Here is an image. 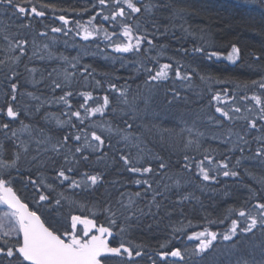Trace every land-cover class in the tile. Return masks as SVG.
I'll return each mask as SVG.
<instances>
[{
    "label": "trees",
    "instance_id": "trees-1",
    "mask_svg": "<svg viewBox=\"0 0 264 264\" xmlns=\"http://www.w3.org/2000/svg\"><path fill=\"white\" fill-rule=\"evenodd\" d=\"M134 2L140 6L148 0ZM178 2L181 5H195L202 10L195 11L189 8L181 20L178 17L166 19L168 13L163 8L155 10L152 15L145 14L142 9L141 13L132 14L133 19L123 21L133 28L134 35L145 37L140 44V51L116 52L104 39V32L100 31L98 35L90 38L87 44L89 45L87 50L93 53L74 59L75 69L72 74H68L70 84L64 74L63 78L58 80L62 88L49 87L47 96L44 89L42 90L44 95L31 90L33 94L51 102H57L65 92H71L72 95L67 98L71 108H67L64 103L62 108L67 109L65 113L80 111L82 117L85 116V112L80 108V104L83 103V96L80 93L91 92L94 100L101 104L105 95L109 97L110 103L103 115L87 117L81 124L76 117L68 114L66 116L71 123L52 130V135L59 140H63L66 135L87 134L91 143L98 144L91 141V132L96 131L104 140V144L95 152L85 149L83 153H77L74 160L72 153L82 141L71 140L67 148L61 149L59 155L51 150L44 154L41 163L48 162L51 166L45 168L44 165L40 178L33 176L32 180L42 179L45 183L40 184L37 181L35 186L28 183L27 187L31 190L29 198L35 202L26 198V204L41 216L50 230L59 229L58 235L62 231L60 229L68 228L72 215L87 216L107 226V216L103 209L106 205L112 206L117 212V225L113 229L116 236L112 239V245L116 246L123 242L133 248V253L139 250L142 255L135 261L111 257L108 264H153V261L155 264H228L226 250L237 237H233L232 241H224L222 235L231 226L232 219L243 222V218L237 215L239 210H248L256 203L264 202V183H261L264 181V163L254 156L256 148L260 146L254 138L262 133L248 129L247 121L243 119L247 116L256 120L258 127L264 126V121L259 120L260 109L250 99L253 94L261 95L264 99V89H260L258 84L251 83L253 80L259 81L264 75L259 67L264 65V59L259 62L256 60L257 56L264 57V36L258 35V26L247 19L252 15L258 18L259 7L251 0H178ZM31 4L58 8L59 12L68 15L69 18H66L68 24L64 25L63 21L56 22L54 18H42L41 22H33L28 16L27 18L14 16L28 26H25L27 32L22 36L12 35V41L25 40V36L33 33L40 40L48 42L54 39L57 47L65 46L72 37L80 39L81 36L77 34L80 31L77 22L85 26L95 15L93 25L107 29L111 39L118 38L117 42H126L120 35L123 18H118L115 22L104 20L103 16L109 15L110 11L107 8L102 10L98 0H32ZM126 12L130 10L126 9ZM1 22L4 21L0 17ZM54 27L62 28V31L52 32L51 29ZM65 32L68 34L65 35ZM112 33L116 35L113 36ZM149 39L153 41L152 45L147 43ZM132 43H135V40ZM233 44L241 50L236 62L227 59ZM28 45V43L23 45L24 53L19 56L18 61L14 62V57L9 59V62L21 66V75L26 73L28 76L29 73L28 77L36 81V89H39L42 85L44 87L47 75L48 77L50 75V68L62 65L63 61L61 64L58 61H49ZM195 47H201L204 51L197 53L194 51ZM211 52L219 53V57L209 59L208 54ZM0 61L3 62L4 59ZM165 63L173 65L169 79L148 81L149 73L146 70L152 69L151 74L154 75L159 66ZM177 66L181 68L182 75L187 74L190 80L176 79ZM32 68L36 69L35 73L28 71ZM86 79H89L88 83L83 82ZM97 81L100 82L99 85ZM10 84L1 82V89L6 92L0 97L2 102L10 100ZM110 84H115L117 89L126 93L127 105L123 103L125 97L111 89ZM174 90L179 92V98H174ZM217 94L221 99L213 100L212 97ZM19 97L17 92V100ZM241 97L249 99L242 100ZM89 106L96 105L89 101ZM217 106L228 111L233 119H224L215 111ZM236 107L241 109L240 113L233 111ZM128 124L132 127L129 128ZM109 127L114 130L112 133L106 131ZM80 129L84 131L80 132ZM188 129H191V132ZM245 131L250 132V135L245 137L250 142V151L243 142L238 141L237 133L243 135ZM125 134H131L133 142L138 143L139 147H132L122 140L121 137ZM190 140L192 143H189ZM241 146L245 147L243 153L240 151ZM38 148L43 152L46 144L43 143V148L38 145ZM68 148L72 149V153L68 152ZM6 154L9 152L6 151ZM65 154L69 156L70 166L74 169L70 173L66 171V175L70 177L68 181L56 177L57 170L62 167L66 170L69 166L64 162ZM121 155H130L134 164L136 159H140L137 166L150 165L153 173L128 172L127 166L120 159ZM205 155L228 163L229 170H235L238 175L224 177L222 172L220 174L213 172L212 175H216L215 180L203 181L195 162L203 160ZM241 155L245 158L237 167L236 160ZM185 156L189 157L188 161H185ZM161 162L168 167L161 170L159 168ZM185 163L191 164L190 170L184 168ZM84 173L100 174L101 180L87 190L70 187L71 180L79 181ZM0 176L3 177V172ZM137 179L150 181L152 189L162 193L155 197L156 202L161 205L159 209L151 204L154 192L147 190L146 184L137 185L135 183ZM175 180L180 181L179 188L173 183ZM45 184H51L52 189L45 187ZM165 184L170 186L167 191L164 190ZM37 188L40 193L48 196V201H39ZM252 192L256 195L252 196ZM136 193H140V196L137 197ZM186 194L191 198L181 201L180 197ZM130 198L135 203L128 211L140 216L137 209H142L146 215L141 216L138 222L134 220V227L121 235L119 228L124 222L123 216L127 215L122 205L127 206ZM58 199L60 204H56ZM205 229L216 232L218 238L204 253L193 255L199 240H190L189 236ZM239 239L240 246L244 247L251 237L246 239L240 236ZM256 239L259 240V234ZM129 241L131 245L128 244ZM162 244L165 246L161 247ZM137 245L140 247L137 248ZM177 248L184 256V259L177 261L178 263L167 259V256L161 259L158 255Z\"/></svg>",
    "mask_w": 264,
    "mask_h": 264
},
{
    "label": "snow or ice",
    "instance_id": "snow-or-ice-1",
    "mask_svg": "<svg viewBox=\"0 0 264 264\" xmlns=\"http://www.w3.org/2000/svg\"><path fill=\"white\" fill-rule=\"evenodd\" d=\"M32 0H0V9H3L6 13L9 9L12 10L11 14L13 16H22L27 18L28 15L34 14V16L42 17L45 15L43 11H38L35 6H32L30 11L26 7V5L31 4ZM101 9L109 8L110 14L104 15L103 19L108 21L111 20L113 22L117 21L118 18H123L121 20L122 35L125 38L126 42H117V40L111 39L107 29H103L102 26L100 28L93 25L92 20L96 19V17H92L89 20L88 24L85 26L79 25L77 22V26L80 28V31L77 33L81 36L83 40H89L90 38L99 34L100 31L104 32V39L108 41L110 45L113 46L114 51L119 53H129L134 51H140V44L145 37L134 35L133 28L124 23V20H131L134 18L132 14L141 13L142 9L145 14L152 15L155 10L163 8L168 15L165 17L166 19H175L180 18L183 20L184 15L188 13L189 8H192L195 11H200L202 8L195 5H181L178 0H148L147 3H141L140 6L134 0H98ZM256 5L259 7V16L252 15L247 19L251 21L254 25L258 26L257 34L264 36V0H255ZM42 7H48L47 5H42ZM114 8L115 10H111ZM130 10V12H126ZM57 19L63 21L64 25L68 24V20L63 16L57 17ZM26 27L28 25H25ZM155 26V24H154ZM183 27V26H181ZM137 29H139V25H137ZM52 32H61L62 28L54 27L51 29ZM187 31V29H184ZM65 35L68 33L65 32ZM41 35H45V33H41ZM112 35H116L112 33ZM5 40H8V37H4ZM135 40V43L132 41ZM11 44V41H9ZM26 40H18L15 43V47H19L21 53L24 52L23 45L26 44ZM149 45L153 44L151 39L147 40ZM47 47V46H45ZM163 46L161 47V52H163ZM194 51L197 53H201L204 51L201 47H195ZM185 54H187L185 50ZM241 50L233 44L231 47V52L228 54L227 59L232 62H236V60L240 57ZM211 57H219V53L211 52L208 54V58ZM20 59L19 56L14 58V62ZM264 59V57L257 56L256 60L259 62ZM260 70L264 72V65H259ZM173 65L170 63L161 64L159 69L155 71V74L152 75V69H147L146 71L149 73L148 81H165L169 79V72L172 70ZM29 72L35 73L36 69H28ZM18 73L13 72V76H17ZM51 75V74H50ZM175 77L178 80H190V77L185 74L182 75L181 68L179 66L176 67ZM10 79V78H9ZM65 79H69V75L65 73ZM35 83V81H33ZM55 88H62L61 83L53 82ZM97 85L100 84L99 81L96 82ZM253 85L259 86L260 89H264V75L261 76L260 80L251 81ZM109 87L120 93L121 97H125L123 103L125 105L128 104V100L126 98V93L120 89H117L115 84H110ZM11 97L7 102L6 107V116L9 118L10 122H14L18 119L19 112L14 107V102L17 101V92H18V84L11 83ZM27 95L33 100H40V97L35 96L33 93L29 92ZM71 92H65L64 95L60 96L58 100L63 102L65 105L71 108L69 104L68 97L71 96ZM83 96V103L80 104V108L84 109L85 116L82 117L80 111H71L70 113H65L66 115L70 114V116H74L77 120L80 121L81 124L84 123L87 117L93 116L95 114L103 115L105 113L106 108L109 106V97L105 95L103 97V103H99L94 100L91 92H82L80 93ZM179 92L174 90V98H179ZM213 100H220L221 97L219 94L214 95L212 97ZM242 100L249 99L248 97H241ZM255 102V105L260 109L259 120L264 121V99L261 98V95L253 94L250 98ZM89 101H93L96 106L90 107ZM43 103V102H42ZM171 103V101H170ZM3 109H0V112H3ZM39 111V108H37ZM115 111V110H114ZM215 111L219 113L224 119L231 120L233 116L230 115L228 111H225L224 108L217 106ZM234 112L240 113L241 109L236 107L233 109ZM251 111V109H249ZM211 120L212 117H209ZM236 119H240V117H236ZM247 121V127L250 130H256L261 135L255 137L254 139L260 145L256 148L254 156L255 158H259L261 163H264V126L258 127V123L254 119H250L247 116L243 117ZM56 123L58 126L63 127L66 123H71V121H62L57 119ZM127 123V122H126ZM219 123V121H217ZM21 127L19 129H13L11 131V138L18 139L19 134L28 133L31 135V128L29 125L20 122ZM75 127V125H72ZM128 127L131 128L132 125L128 124ZM10 128V123L0 124V129L8 130ZM84 129H80V132H83ZM109 133H112L114 130L109 127L106 129ZM122 131V130H118ZM191 132V129H188ZM5 137H8L7 131L4 133ZM250 135L249 131H245L243 135L237 133L238 141L243 142L244 146L248 147V150H251L250 142L245 137ZM122 140L126 141L132 147H139L138 143H134L131 137V134H125L121 137ZM139 140V137L136 138ZM51 140V137L48 138ZM71 140H75L78 145L75 147V152L72 153V149L68 148V152L72 153V159L76 158L77 153H83L85 149H91L93 152L97 150V148L104 144V140L100 135L96 133V131L91 132V141H96L98 144H93L89 141L88 135L85 134L81 136L80 134H76L74 136L66 135L62 142H57L56 144H52L51 151L55 152L57 155L60 154L61 149L68 146ZM44 141H37V144L43 143ZM189 143H192L190 140ZM2 147V146H0ZM24 150L27 151L26 146ZM47 151V149H45ZM241 153L245 151V147H240ZM245 157L241 155L236 160V166L238 167L241 163V160ZM19 159L18 154L15 158L9 162L4 163L0 161V168L8 169L14 168L16 166V161ZM35 159V157H34ZM86 160L87 157H84ZM120 159L123 161L124 165L127 166V171L130 173H140V174H152L153 168L149 165L147 167L137 166L140 164V159H136L135 164L133 163V159L130 155H121ZM159 159V157H156ZM185 161L189 160V157H184ZM205 161L207 164H205ZM64 162L69 166L65 170L63 167L56 172V177L61 178L62 181L70 180V177L66 175L67 172H73V167L70 166L69 156L67 154L64 155ZM195 166L198 169V174L202 178L203 181L215 180L216 175H212L213 172L220 174L224 177H236L238 173L235 170H229V164L223 161L214 160L212 156L205 155L204 159L198 162H195ZM168 167L167 164L161 162L159 164V168L161 170L166 169ZM184 168L186 170H190L191 164L185 163ZM10 175V173H9ZM157 175H161V173H157ZM86 177V179H85ZM101 180L100 174L89 175L84 173L79 181L72 179L70 187L73 188H84L87 190L90 187H94ZM90 182V183H89ZM12 181L6 178H0V204L6 205L9 209H11V215L15 218L17 227L12 228L10 231H5L4 235L9 237V239L2 241L0 243V264H108V261L113 256H121L122 253L127 254L129 261L132 260L133 255L136 257H140L142 252L137 250L133 253V248L130 246H126L125 243L121 242L118 247L110 246L109 238L113 237V229L117 225V212L113 210L112 206L106 205L103 209L104 214L107 216V226L105 224H97L94 219H90L87 216L80 215H72L71 216V231L64 230L62 235H58L57 231L59 229L53 228L50 230V227L45 226V222L41 220V216L37 215L35 211H29L28 207L25 203H22L21 200L17 197L16 193L13 191V188L10 186ZM30 183L35 186L37 185V181L31 180ZM40 184H44L43 180L39 181ZM137 185L146 184L148 185V189L154 192L152 197L151 204L155 206L157 209L161 207L160 203L156 202V195H161L162 193L155 191L152 189V185L148 180H135ZM159 183V181L157 182ZM177 188L180 187V181L175 180L173 182ZM264 183V181H261ZM45 187L52 189L51 184H45ZM169 185H164V190L167 191L169 189ZM37 192L39 193V201L44 202L48 201V196L39 192V188H37ZM137 197L140 196V193L135 194ZM256 193L252 192V196H255ZM190 195L186 194L180 197V200H188L190 199ZM251 198V197H250ZM120 203V201H117ZM134 201L129 199V204L127 206L122 205L127 211V215L123 216V223L120 225L119 234L123 235L128 229L134 227L133 221H139L140 217L146 215L142 209H137L139 211L140 216H136L132 211H128L134 205ZM56 204H60V200L56 201ZM150 214V213H149ZM95 215V213H93ZM237 215L243 218V222H239L236 219L231 220V226L228 228L227 232L222 235V239L224 241H232L233 237H237L235 241H233L231 247L226 250V255L229 257L228 264H264V202L256 203L252 208L248 210L241 209L238 211ZM78 225H82V229L78 227ZM12 233H16L17 236L13 240ZM257 234H259V240L257 241ZM240 236H244L246 239L251 237L250 240L246 243L244 247H241V241L239 239ZM218 238V234L216 232H211L205 229V231L193 233L189 236V239H198L199 243L196 245V248L193 252V255H197L200 253H204L210 247L213 246V242ZM131 245V241L128 242ZM165 245H161L164 247ZM137 248L140 246L137 245ZM161 259H164L166 256L179 257L180 259H184L180 249H174L171 252H163L158 253ZM155 264V261H153Z\"/></svg>",
    "mask_w": 264,
    "mask_h": 264
},
{
    "label": "bare ground",
    "instance_id": "bare-ground-1",
    "mask_svg": "<svg viewBox=\"0 0 264 264\" xmlns=\"http://www.w3.org/2000/svg\"><path fill=\"white\" fill-rule=\"evenodd\" d=\"M32 6H35L38 11H43L45 13L42 17L34 16V14L28 15V19L33 22H41L42 18L51 19L54 18L56 22H60L61 20L57 19V17L63 15L65 18L68 17V15L64 12H59L58 8H55L54 6L43 8L36 4H30L26 5V7L31 9ZM109 11L110 9L107 8ZM0 17L3 19L4 22H1L0 25H3L0 27V58L4 59V61H0V85L1 82H9V83H17L18 84V96L22 98V100H33L28 99L30 98L27 93L31 92V90H36L40 94L44 95L42 90L44 89L45 95H49V87H54V81L58 82L59 79L63 78V75L65 73L72 74V72L75 69L74 59L80 56H83L84 54H92V51H88V41L90 40H83L81 39L82 43H80V39L78 37L71 38L68 44H65V46L60 45L56 46L54 41H45L40 40L38 37H36L33 33L29 36H25V40L29 44L28 46L31 47L32 50L39 51V54L44 56V58L49 59V61L54 60L58 61L61 64V61H63L62 65H58L57 67L50 68V74L49 77L47 75V81L44 83L39 89H36V81L33 83L32 79L29 76L26 75V73H23L21 75V66L10 63L9 59H12L16 56H21L23 53H21L19 47H15V41H12V35L20 34V36L23 35V33H26L27 31L25 28V22L22 20L16 19L12 14L11 11L8 10L6 13L3 9H0ZM92 17H96L93 15ZM69 18V17H68ZM27 19V20H28ZM74 22V21H73ZM8 24V25H4ZM7 36L8 40H5L4 37ZM11 41V44L9 43ZM42 42V43H41ZM31 43V44H30ZM47 46V47H45ZM0 59V60H1ZM16 69V70H15ZM13 72L18 73L17 76H13ZM10 78V79H9ZM70 80H68V84H70ZM84 83H88L89 79L83 80ZM42 83V81H40ZM89 92V91H87ZM6 92H3L0 86V97L3 96ZM10 94V93H9ZM35 95V94H34ZM37 96V95H35ZM41 96V95H39ZM9 97V96H8ZM19 97V98H20ZM49 97V96H48ZM35 102H43V106L40 107L39 111L29 113L27 116H24V114L20 117V122L23 121L24 124L29 125L31 128V135L28 133H24L25 137H22L20 139H17V144H23L27 143L28 146H34L35 144L43 148V143L46 144L47 151H41L37 156H35V159L28 161L26 164H21L17 167V169L26 175L28 178H33L36 173L42 171V167L45 168L51 165L46 162L43 164L41 161L44 160V154L49 153L51 150L52 144H56L58 141L62 142L63 140H59L58 137L55 135H52V130H57L58 128H63L67 126V123L63 125V127L58 126L56 123V120H62V121H68L67 116L65 112L67 109L62 108V103L57 99V102H51L50 100H43L42 97H40V100H34ZM2 102V100H0ZM50 102V103H48ZM70 102V101H69ZM58 108V109H57ZM68 108V106H67ZM59 110V112H58ZM63 111V112H62ZM62 112V113H61ZM21 127V124H20ZM50 129V130H49ZM24 136V135H23ZM51 137V140L49 141L48 138ZM37 141H44L43 143L37 144ZM0 156L4 155V151H8L11 154L17 152L19 150V146L14 144L12 142V139L1 137L0 138ZM67 148V147H65ZM64 148V149H65ZM44 149V150H45ZM21 152L22 150L20 148ZM47 159V158H45ZM42 173V172H41ZM42 179H39L41 181ZM38 181V182H39ZM37 213V212H36ZM38 214V213H37ZM39 215V214H38Z\"/></svg>",
    "mask_w": 264,
    "mask_h": 264
},
{
    "label": "flooded vegetation",
    "instance_id": "flooded-vegetation-1",
    "mask_svg": "<svg viewBox=\"0 0 264 264\" xmlns=\"http://www.w3.org/2000/svg\"><path fill=\"white\" fill-rule=\"evenodd\" d=\"M43 106L42 102H35L33 100H22V98H18V100L16 102H14V107L18 110L19 112V116L18 119L14 122H10L9 118L6 116V107H7V102H0V109H3V112H0V124L3 123H10V128L8 130H4V129H0V138L1 137H5L4 133L5 131H7L8 133V137L9 139H12V142L16 145H18L22 150H24V147L26 146L27 151L24 150V152L20 150L11 154L9 152V154L7 155L6 152L4 151V155L0 156V161H3L4 163H9L11 162L15 156L18 154L19 159L16 161V166L14 168H8V169H4L3 171V177L0 176V178H6V179H10L12 181L11 183V187L13 188V191L16 193L17 197L21 200L22 203L26 204V198L30 197V192L31 190L27 187V184L30 183V181L32 180V178H28L26 177L25 174L21 173L17 167L20 166L22 163L26 164L27 166H29V164L27 163L28 161L32 160L35 156H37V154L40 153V149L37 147V145L35 144L34 146H28L27 143H23V144H17V139H13L11 138V131L13 129H19L20 128V117L22 114H24V116H27L29 113L32 112H37V108L40 109V107ZM25 137L22 136V134L18 135V139ZM6 138V137H5ZM7 155V157L5 156ZM10 173V175H9ZM1 175V174H0ZM39 177L41 176L40 172L35 174V177ZM37 178H35V181ZM31 184V183H30ZM29 200L33 201L31 198H29ZM37 200V199H36ZM2 206V204H1ZM3 208L11 215V211L7 208H5L3 206ZM11 217L13 218V221H15V218L11 215ZM16 224V221H15ZM14 224V227H17V225ZM79 228L82 229V227L80 225H78ZM62 230L60 235L63 234L65 229H60ZM68 231H71V224L69 223L68 228L66 229ZM17 234L14 233V237L12 238L13 240L16 238ZM5 238L0 239V243H2V241H4ZM120 258H124V255L119 256ZM167 259L171 260V256H167ZM140 261H137V263H139Z\"/></svg>",
    "mask_w": 264,
    "mask_h": 264
},
{
    "label": "rangeland",
    "instance_id": "rangeland-1",
    "mask_svg": "<svg viewBox=\"0 0 264 264\" xmlns=\"http://www.w3.org/2000/svg\"><path fill=\"white\" fill-rule=\"evenodd\" d=\"M251 2H255V0H251ZM50 40L53 41L54 39H50ZM28 99H31V98H28ZM48 103H50V102H48ZM23 135L25 136L24 133L22 134V136ZM3 171H4V169L0 168V174ZM14 224L15 223H14L11 215L5 209H3L2 206L0 205V239H2V238H5V240L9 239V237L4 235V232L10 231L12 228H14ZM13 237H14V233H12V238ZM194 262H196V261H194Z\"/></svg>",
    "mask_w": 264,
    "mask_h": 264
},
{
    "label": "water",
    "instance_id": "water-1",
    "mask_svg": "<svg viewBox=\"0 0 264 264\" xmlns=\"http://www.w3.org/2000/svg\"><path fill=\"white\" fill-rule=\"evenodd\" d=\"M114 235H115V234H114V232H113V237H114ZM110 238H111V237H110ZM110 238H109V241H110ZM134 257H136V256H134Z\"/></svg>",
    "mask_w": 264,
    "mask_h": 264
}]
</instances>
